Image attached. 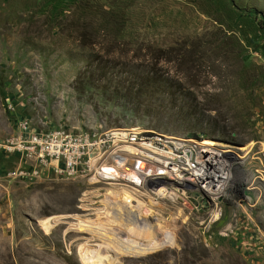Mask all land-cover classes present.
<instances>
[{
    "label": "rangeland",
    "instance_id": "1",
    "mask_svg": "<svg viewBox=\"0 0 264 264\" xmlns=\"http://www.w3.org/2000/svg\"><path fill=\"white\" fill-rule=\"evenodd\" d=\"M21 119L202 136L241 163L210 223L180 199L29 180L34 162L0 148V264H89L94 246L110 264H264V0H0V142Z\"/></svg>",
    "mask_w": 264,
    "mask_h": 264
},
{
    "label": "built area",
    "instance_id": "2",
    "mask_svg": "<svg viewBox=\"0 0 264 264\" xmlns=\"http://www.w3.org/2000/svg\"><path fill=\"white\" fill-rule=\"evenodd\" d=\"M17 128V135L1 141L0 148L34 162L30 170L19 172L24 178L42 179L52 171L64 181L87 178L110 189L122 186L157 199H180L187 209L206 210L210 223L221 216V203L232 189L231 165L241 163L235 151L202 136H174L137 127L96 132L57 126L35 131L27 119H21ZM249 185L246 190H258L252 181ZM159 190L164 196H159ZM167 192L174 196L167 198ZM250 193L243 191V202L255 195ZM109 197L112 201L113 195Z\"/></svg>",
    "mask_w": 264,
    "mask_h": 264
},
{
    "label": "bare ground",
    "instance_id": "3",
    "mask_svg": "<svg viewBox=\"0 0 264 264\" xmlns=\"http://www.w3.org/2000/svg\"><path fill=\"white\" fill-rule=\"evenodd\" d=\"M211 143H213V144H216V143H214V142H212V141H210ZM104 170H106V169H104ZM131 197V196H130ZM126 200V199H125ZM128 200V199H127ZM130 204H131V202H130ZM133 204V203H132ZM131 204V205H132ZM139 204V203H138ZM135 208V207H134ZM135 210H136V208H135ZM133 215H134V217L135 218H140V219H143V217H142V215L141 214H138V212H135L134 211V213H133ZM55 222H56V220H51V219H47V220H40V223L41 224H43L46 228H49V227H51V226H53L54 224H55ZM145 222V221H144ZM143 222V223H144ZM78 227V226H77ZM142 227V226H141ZM144 227V229H142V230H146V229H150L151 228V226L147 223V226L146 225H144L143 226ZM149 231H152V228L149 230ZM144 233V232H143ZM92 234V233H91ZM88 241H90V240H88ZM109 242V241H108ZM107 242V243H108ZM111 242V241H110ZM110 244V243H109ZM126 244H127V242H126ZM125 244V245H126ZM152 244V243H151ZM112 245V244H111ZM85 246V245H84ZM117 247V246H116ZM127 247V246H126ZM84 248H86V247H84ZM103 248V247H102ZM102 248L100 247V246H94L93 248L91 247V249L89 248V249H86V250H82V258H83V260L86 262V263H89V264H110L111 263V261H110V256H105V254H102L103 253V251H102ZM119 249H121L122 251H130V249H127V248H123V247H119ZM123 252V253H124ZM125 252V253H126ZM138 252H140V251H138Z\"/></svg>",
    "mask_w": 264,
    "mask_h": 264
},
{
    "label": "trees",
    "instance_id": "4",
    "mask_svg": "<svg viewBox=\"0 0 264 264\" xmlns=\"http://www.w3.org/2000/svg\"><path fill=\"white\" fill-rule=\"evenodd\" d=\"M255 13V12H254ZM256 14V13H255Z\"/></svg>",
    "mask_w": 264,
    "mask_h": 264
}]
</instances>
